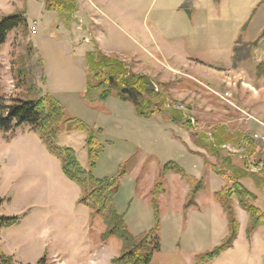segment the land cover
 <instances>
[{
  "label": "rangeland",
  "instance_id": "obj_1",
  "mask_svg": "<svg viewBox=\"0 0 264 264\" xmlns=\"http://www.w3.org/2000/svg\"><path fill=\"white\" fill-rule=\"evenodd\" d=\"M77 1V11L65 22L57 12L46 10L44 0H0V18L24 12L29 23L27 36L14 31L0 51V81L9 99L51 95L69 116L94 128L97 113L107 111L99 97L110 85L102 86L91 77L93 91L88 95L85 57L78 49L89 46L92 52L126 64L132 75L166 83V89L178 101L176 107H183L186 117H194L191 124L198 132L210 135L225 127L232 133L245 134L238 146L230 143L224 148L242 158L249 156L253 172L264 169V104L261 108L242 107L233 94L235 89L248 87L250 81L255 87H264V74H259V65L264 62V29H260L264 14L259 9L248 11L250 0H230V5L226 0H92L95 13L89 15L82 5L84 0ZM153 25L154 33L163 35L157 36L163 48L172 49L180 64L188 61L186 57L203 63H193L189 72L178 70L160 53L147 54L143 37ZM251 35L259 39L253 42L249 40ZM170 38L173 40H167ZM13 56L24 59L32 74L31 84L37 89L29 94L26 89H17ZM211 75L218 76V81ZM156 83L154 90L164 91ZM227 90L232 98L226 101ZM113 95L118 96V92ZM235 103L241 109L231 105ZM97 138L102 152L94 176L113 178L124 167L126 174L121 178L116 206L133 234L150 230L155 225L150 193L158 180L161 160L144 156L115 133L107 137L101 133ZM86 140L84 133H62L57 144L73 149L81 166L89 170ZM254 146L256 154L250 155ZM204 154L210 159L206 151ZM202 181L206 190L196 200L201 210L191 213L186 223L182 203L188 184L173 173L166 177V193L159 197L162 250L152 264H195L198 254L213 250L227 237L226 215L214 199L226 182L209 168ZM242 183L257 196L255 204L264 212V187L258 188L251 178ZM80 197V187L66 178L60 161L48 153L36 133L22 127L9 141L0 133L1 214L20 218L16 226L0 233V245L6 254L20 264H37L43 257L49 264H113L121 254L122 242L117 238L103 242V221L92 220L91 210L78 203ZM237 207L241 208L238 203ZM237 211L242 223L240 237L238 234L233 248L210 264H264V228L248 237V213L242 208Z\"/></svg>",
  "mask_w": 264,
  "mask_h": 264
},
{
  "label": "trees",
  "instance_id": "obj_2",
  "mask_svg": "<svg viewBox=\"0 0 264 264\" xmlns=\"http://www.w3.org/2000/svg\"><path fill=\"white\" fill-rule=\"evenodd\" d=\"M44 2L47 11L57 12L65 22L70 21L73 13L78 9L77 0H44ZM28 28L29 23L24 12L1 17L0 51L11 33L16 31L27 36ZM28 50L29 53L32 52L31 48ZM101 55L98 51L86 55L88 95L93 91L91 77L100 81L102 86L110 85L111 78L114 79V83L120 82L121 85H125L129 81L139 93L138 98L131 99L129 96L121 94L120 89L109 87L100 95L99 100L105 101L112 96L114 91H117V97L135 105L139 117L148 119L163 115L171 123L184 128L192 136L195 145L210 155V159L204 156L205 167L226 182L225 187L214 194V199L226 215L228 235L213 250L198 254L195 264H210L233 248L240 229L236 213L237 203L249 216L248 237H251L257 229L264 228V212L255 204L257 196L242 183L243 180L251 178L258 188H263L264 169L258 173L253 172V165L251 166L249 162V156L242 158L224 148L230 143L238 146L246 135L239 132L232 133L225 127L215 129L213 133L210 132V135L206 132H198L197 128L191 124L192 117H186L184 111L176 107L178 101L172 98L166 89V83L159 82L157 84L155 80L146 75H132L126 64ZM12 62V73L17 89H26L27 94L36 90V85L31 84L33 77L26 61L13 56ZM40 62L43 66V61L40 60ZM2 67L0 62V71ZM259 74H264V62L259 65ZM127 75L132 76V78H128ZM153 83L159 85L164 91H155ZM27 98L18 96L9 99L4 94L0 81V133L4 134L5 139L9 141L18 129L27 127L40 137L47 151L60 161L62 172L66 178L80 187L81 197L78 203L91 210L92 220L97 218L103 221L106 228L102 235L103 242L106 243L111 238H117L122 242L121 254L113 259V264H152L155 256L162 250L159 197L166 193V177L170 173L176 174L189 185V192L184 205L185 213L191 207L198 206L196 200L199 194L206 190L204 181L194 179L176 163L170 162L164 165L150 193L155 225L150 230L135 235L130 231L125 215L119 212L115 202L121 187V178L126 174L124 167L121 166L118 175L113 178L98 179L94 176V170L102 152L97 136L102 131L91 128L81 120L69 116L65 107L51 95L35 99ZM62 133H84L87 135L89 170H85L81 166L73 149L58 146L57 138ZM255 147L249 150L250 155L256 154ZM2 204L3 200H0V233L4 229L16 226L20 221L19 217L2 215ZM0 264L20 263L13 256L6 254L0 245ZM37 264H49L48 258H41Z\"/></svg>",
  "mask_w": 264,
  "mask_h": 264
},
{
  "label": "crops",
  "instance_id": "obj_3",
  "mask_svg": "<svg viewBox=\"0 0 264 264\" xmlns=\"http://www.w3.org/2000/svg\"><path fill=\"white\" fill-rule=\"evenodd\" d=\"M84 1L82 4L84 9H86V11L85 10L84 11L87 12L88 15L89 12L95 13L94 2L92 0H87L86 3H84ZM225 3L226 5H230L232 1L226 0ZM256 9H259L260 14L262 13L264 14V0L249 1L247 10L252 11ZM97 22H98L97 24L99 25L97 26V28L99 29V33L101 35L100 38H102L103 29L101 28L99 18ZM240 26L241 25H239L238 30ZM149 28H147L148 31L147 33L144 34V37L142 35V37L145 39L143 43L145 45L143 50H146V52H148L147 54L153 56L155 53L156 54L160 53V55H162V58L166 62L168 63H170V61L173 62L175 68H177L178 70H184V71L187 70L189 72L191 71L189 69L191 68V65L193 63L194 64L203 63L199 60L193 59L192 57H186L188 61L184 62L183 64H180L176 57L175 52L170 48L165 49L161 45V40L157 38V36L160 34H157V32L154 33L156 30L155 25ZM260 29H264V25H261ZM249 32H250L249 34H251V31ZM162 36L163 35H160V37ZM241 37L242 36H240L239 38ZM239 38L235 40L236 45L237 42L239 41ZM250 39H254L252 40L254 42L258 40L259 37H257L256 35H251L249 40ZM167 40H173V39L170 38ZM162 41L163 43L165 42L163 39ZM261 41L260 44H262ZM167 46L168 47L170 46V42H168ZM78 50H81L84 53L83 54V56L85 57L84 62L86 63V55L92 52V49L88 46L85 49H78ZM260 62H262V60ZM230 63H232V59ZM212 69L214 71H218L215 70L216 68H212ZM210 77L215 78L216 80L219 79V77L215 75L214 76L211 75ZM257 77L259 78V76ZM248 87L235 89L233 91L234 97L236 98L237 102L240 103L242 107H247L249 109L250 107L261 108V105L264 104V87L261 88L255 87L251 81L249 82ZM226 92H231V91L227 90L225 91V93ZM103 102L107 106V111L106 113L98 112L93 122L94 128L97 130H101L103 136L107 137L115 133L120 137V139H124L125 141L130 142L133 146H135V148L140 150V153L144 154V156L154 160H156V158L160 159L162 167L170 162L176 163L182 169H184L188 175H190L194 179L205 180L206 167L204 160V156H205L204 151L195 145L192 136L184 128L171 123L170 121L165 119V117L162 118L161 116H155L148 119L141 118L138 116L135 109V105L132 102L125 101L115 95L110 96L107 100ZM231 105L233 107L236 106L238 107L236 103L235 105L234 104ZM238 108L241 109L240 107ZM262 125L264 127V123H262ZM132 139L138 142H135ZM186 187H188L187 189L189 190V185H187ZM188 190L183 194V203H182L183 209H184L186 197L189 192ZM197 203H198L197 207L190 208L187 211L186 214L187 216L184 219L186 223L190 222L191 213H196L201 210L199 199ZM236 210H238L237 212H239L241 208L237 207ZM248 222H249V217H248ZM161 223H162V218H161ZM241 230H242V223L240 220L239 237L241 235ZM254 234L252 235V237L254 236ZM57 256L59 255L57 254Z\"/></svg>",
  "mask_w": 264,
  "mask_h": 264
},
{
  "label": "water",
  "instance_id": "obj_4",
  "mask_svg": "<svg viewBox=\"0 0 264 264\" xmlns=\"http://www.w3.org/2000/svg\"><path fill=\"white\" fill-rule=\"evenodd\" d=\"M113 78H111V81ZM121 94L129 96L131 99H136L139 93L134 88H125L121 91Z\"/></svg>",
  "mask_w": 264,
  "mask_h": 264
},
{
  "label": "flooded vegetation",
  "instance_id": "obj_5",
  "mask_svg": "<svg viewBox=\"0 0 264 264\" xmlns=\"http://www.w3.org/2000/svg\"><path fill=\"white\" fill-rule=\"evenodd\" d=\"M110 87L116 88V89H120V91H122L125 88H134L129 82L126 83L125 85H121L120 82H115L114 83V79L111 81Z\"/></svg>",
  "mask_w": 264,
  "mask_h": 264
},
{
  "label": "built area",
  "instance_id": "obj_6",
  "mask_svg": "<svg viewBox=\"0 0 264 264\" xmlns=\"http://www.w3.org/2000/svg\"><path fill=\"white\" fill-rule=\"evenodd\" d=\"M155 88L157 90V86H155ZM231 98H232V93L231 92H226L225 93V100L227 101L228 99H231ZM179 109L182 110L183 107H180ZM191 119H192V121H195V119L193 117Z\"/></svg>",
  "mask_w": 264,
  "mask_h": 264
}]
</instances>
